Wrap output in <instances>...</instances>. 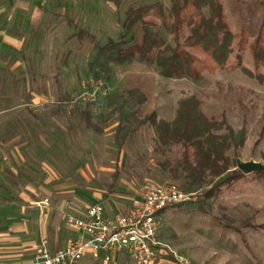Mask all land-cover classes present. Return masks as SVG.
<instances>
[{"label":"rangeland","instance_id":"374dc122","mask_svg":"<svg viewBox=\"0 0 264 264\" xmlns=\"http://www.w3.org/2000/svg\"><path fill=\"white\" fill-rule=\"evenodd\" d=\"M221 1L231 30L248 31L242 0ZM249 1L262 3L264 18V0ZM155 2L169 7V0H36L22 6V19L34 22L28 29L25 56L32 88L29 94L19 92L28 111L18 131L33 135L30 148L47 164L45 186L51 191L58 188L79 207L94 200L95 194L107 193L116 166L118 182L132 183L137 189L170 182L184 190L183 178L170 177L160 166L164 159L179 157V146L171 152L159 150L154 127L146 125L127 136L118 151L114 134L118 124H136L126 121L132 111L138 119L156 112L171 121L178 100L192 94L199 97L207 117L224 119L237 136L244 131L237 159L264 165V82L238 69L197 74L180 54L177 74L163 77L156 64L142 60L138 51L147 30L156 41V53L170 54L165 50L173 44L166 21L149 10L136 16L131 27L126 25L130 7ZM247 36L251 40L248 32ZM243 63L253 69L248 51ZM258 72L264 76V67ZM133 89L144 99L131 97ZM59 95L70 99L61 104ZM36 97L41 105L32 107L33 112L28 104ZM88 100L93 102L95 119L101 115L107 120L102 133L86 128L79 118L78 110ZM228 155L233 157V151ZM43 173L34 174L35 182ZM206 188L162 212L160 237L190 264H264V176L244 174L208 199L202 196ZM92 264L136 263L120 253L115 262Z\"/></svg>","mask_w":264,"mask_h":264},{"label":"trees","instance_id":"16d2710c","mask_svg":"<svg viewBox=\"0 0 264 264\" xmlns=\"http://www.w3.org/2000/svg\"><path fill=\"white\" fill-rule=\"evenodd\" d=\"M241 4L248 15V31L231 30L221 0H169L167 8L160 2L138 8L130 7L126 11V25L131 27L136 16L149 10H154L166 21L173 44H168L165 50L170 54L164 56L156 53V41L147 30L144 31V40L138 51L142 60L156 64L163 77L170 78L177 74V55L180 54L187 59L189 69L197 74H214L219 69H238L247 76L264 82V76L258 72L261 66L264 67V18L260 16L262 3L242 0ZM82 33V30L78 31L79 38ZM116 45L119 44L114 47ZM245 51L249 52L253 69L243 63ZM57 86H60L59 82ZM129 94L131 97L144 99L138 89L131 90ZM69 99L66 95L58 96L61 104ZM92 104L91 100L84 103L83 108L78 110L79 118L86 128L102 133L107 120L102 119L101 115L95 119ZM123 109L121 104V116ZM129 120H134L136 124L116 126L114 139L118 151L122 149L127 136L139 127H154L159 150L171 152L174 146L180 148L179 157L173 161L164 159L160 166L170 177H182L186 192L207 187L202 196L208 199L218 194L223 186L244 176L236 168L238 150L244 142V131L241 130L237 136L224 119L216 120L203 114L196 94L178 100L176 113L171 121L157 117L156 112L138 119L136 111L129 113L126 121L129 123ZM230 150L233 151V157L228 155ZM255 173L264 176V170ZM118 176L119 169L116 166L111 174L110 190L115 188Z\"/></svg>","mask_w":264,"mask_h":264},{"label":"crops","instance_id":"0c3cea01","mask_svg":"<svg viewBox=\"0 0 264 264\" xmlns=\"http://www.w3.org/2000/svg\"><path fill=\"white\" fill-rule=\"evenodd\" d=\"M35 1L0 0V264H28L41 237L51 247L65 246L80 237L77 229L65 225L68 215L83 216L93 202H101L105 213L124 212L143 190L117 180L114 189L108 185L105 195L95 194L94 200L79 207L58 188L51 191L45 186L47 164L30 148L33 135L18 131L21 117L28 111L25 96L19 94H29L32 88L25 56L28 29L34 25L32 20L22 19L21 10ZM40 101L33 98L29 109L34 112L32 107H39ZM35 173H43L36 182ZM92 263L86 260L83 264Z\"/></svg>","mask_w":264,"mask_h":264},{"label":"built area","instance_id":"2783aa9c","mask_svg":"<svg viewBox=\"0 0 264 264\" xmlns=\"http://www.w3.org/2000/svg\"><path fill=\"white\" fill-rule=\"evenodd\" d=\"M192 194L175 183H149L124 212L105 213L101 202H93L83 216L66 217L65 225L77 229L79 238L70 239L63 247H51L47 238L41 237L28 264L111 263L120 253L136 264H190L160 237V232L162 212L188 201Z\"/></svg>","mask_w":264,"mask_h":264},{"label":"water","instance_id":"95a60500","mask_svg":"<svg viewBox=\"0 0 264 264\" xmlns=\"http://www.w3.org/2000/svg\"><path fill=\"white\" fill-rule=\"evenodd\" d=\"M236 168L239 169L243 174H249L264 170V165L255 161L243 162L237 159Z\"/></svg>","mask_w":264,"mask_h":264}]
</instances>
